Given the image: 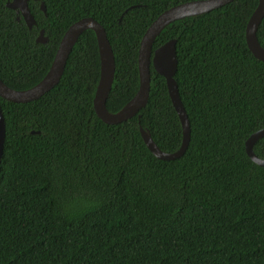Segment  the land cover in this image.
I'll return each mask as SVG.
<instances>
[{
	"label": "trees",
	"instance_id": "trees-1",
	"mask_svg": "<svg viewBox=\"0 0 264 264\" xmlns=\"http://www.w3.org/2000/svg\"><path fill=\"white\" fill-rule=\"evenodd\" d=\"M7 1L0 0V78L16 90L35 86L69 26L92 16L115 54L107 109L117 113L139 89L147 28L189 0H30L32 28ZM258 4L234 0L157 36L153 51L176 39L175 78L191 125L179 158H158L141 135L143 126L167 152L183 138L166 78L153 65L149 101L137 115L118 124L97 115L93 29L49 92L29 102L0 96V264H264V166L245 147L264 128V61L246 40ZM41 29L45 43L36 41ZM257 36L264 48V19ZM254 151L264 158V137Z\"/></svg>",
	"mask_w": 264,
	"mask_h": 264
},
{
	"label": "water",
	"instance_id": "water-1",
	"mask_svg": "<svg viewBox=\"0 0 264 264\" xmlns=\"http://www.w3.org/2000/svg\"><path fill=\"white\" fill-rule=\"evenodd\" d=\"M29 1L8 0L7 6L18 9L29 28H32L37 22L31 12ZM232 1L234 0H189L174 5L159 14L147 28L141 40L138 58L140 74L139 89L136 95L117 113H111L107 109V99L110 95L116 72L115 54L105 27L92 16L82 17L69 26L59 43L52 66L39 83L27 90H16L9 87L0 78V96L14 102H29L49 92L60 82L68 58L81 34L88 29H93L98 38L100 52V78L94 97V107L97 115L109 124L122 123L137 115L149 101L152 79L151 65H153L155 70L166 78L169 95L182 124L183 138L179 149L173 152H167L156 144L143 126H140L141 135L149 149L158 158L165 160L179 158L186 152L189 146L191 125L175 78L178 67L176 39H170L153 51L154 42L161 31L170 23L187 16L209 12ZM41 6L45 11L44 1L41 2ZM263 19L264 0H259V4L247 24L246 40L252 53L258 59L264 61V48L261 46L257 36L259 26ZM48 40L44 29H41L36 41L45 43ZM5 137V118L0 104V156L3 153ZM262 137H264V128L251 134L246 140L245 147L250 158L257 164L264 166V158L259 157L254 151L255 143Z\"/></svg>",
	"mask_w": 264,
	"mask_h": 264
}]
</instances>
